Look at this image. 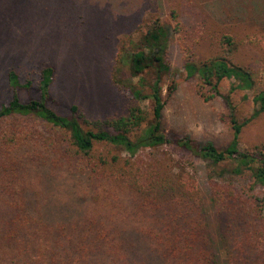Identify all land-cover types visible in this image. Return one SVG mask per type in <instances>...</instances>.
Here are the masks:
<instances>
[{
	"label": "rangeland",
	"instance_id": "1",
	"mask_svg": "<svg viewBox=\"0 0 264 264\" xmlns=\"http://www.w3.org/2000/svg\"><path fill=\"white\" fill-rule=\"evenodd\" d=\"M172 8L179 14L178 33L172 31ZM158 17L170 33V70L163 81L179 77L183 70V37L193 44L195 58H205L219 49L221 37L229 35L246 41L232 54L233 61L259 72L264 87V0H0V104L13 95L9 70L22 83L30 81L28 89L17 90L19 99L28 101L39 99V70L51 66L47 104L56 112L67 114L77 105L88 118L124 113L131 93L111 77L114 73L128 78V70L115 71L116 53L127 34ZM219 86L227 94L230 81L223 79ZM230 98L236 118L244 121L254 107L252 94L235 90ZM144 104L150 111L148 100ZM228 110L220 95L204 99L193 78L180 83L164 108L162 123L168 134L222 149L233 134ZM260 141L264 142V112L240 132L242 146ZM159 148L196 176L217 263L257 264L249 248L244 259L229 256L236 243L235 250L242 248L241 235L232 227L225 231L208 188L211 179L221 178L248 187L247 176H231L227 163L213 164L172 143ZM3 180L0 175V264H180L164 257L145 235L133 193L121 184L37 166L24 176L25 209L18 213L7 205Z\"/></svg>",
	"mask_w": 264,
	"mask_h": 264
},
{
	"label": "trees",
	"instance_id": "2",
	"mask_svg": "<svg viewBox=\"0 0 264 264\" xmlns=\"http://www.w3.org/2000/svg\"><path fill=\"white\" fill-rule=\"evenodd\" d=\"M169 18L172 31L178 33L181 23L176 9H170ZM138 27L143 29L127 34L115 56V71L126 67L128 78H117L114 73L111 77L115 85L131 93L122 114L88 118L77 105H71L67 114L56 112L47 104L54 73L51 66L39 70V99L22 101L17 90L28 89L30 81L22 83L14 70L8 71L13 95L0 104V175L7 205L18 213L24 211V176L30 169L41 165L65 168L93 182L121 184L130 190L145 235L164 257L180 264H218L196 176L170 154L160 153V146L172 143L213 164L227 163L231 176H247L248 187L221 178L211 179L208 188L225 231L232 227L241 235L242 248L235 250L236 243L229 256L244 259L249 248L257 264H264V142L240 144L243 125L264 112V87L259 72L232 59L246 41L223 36L215 53L195 58L193 44L183 37L179 41L183 70L165 82L163 77L170 70L169 30L159 17ZM193 78L204 99L220 95L229 108L233 134L225 148L165 132L162 113L166 104L180 83ZM223 79L230 81L227 94L220 92ZM235 90L253 96L254 107L244 121L235 116L230 98Z\"/></svg>",
	"mask_w": 264,
	"mask_h": 264
}]
</instances>
